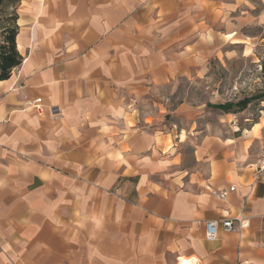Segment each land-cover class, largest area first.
Here are the masks:
<instances>
[{"label": "crops", "instance_id": "1", "mask_svg": "<svg viewBox=\"0 0 264 264\" xmlns=\"http://www.w3.org/2000/svg\"><path fill=\"white\" fill-rule=\"evenodd\" d=\"M247 5L20 2L21 64L0 81V264H264V125L182 136L144 113ZM225 218L208 241L204 222Z\"/></svg>", "mask_w": 264, "mask_h": 264}, {"label": "rangeland", "instance_id": "2", "mask_svg": "<svg viewBox=\"0 0 264 264\" xmlns=\"http://www.w3.org/2000/svg\"><path fill=\"white\" fill-rule=\"evenodd\" d=\"M249 20L232 21L229 30L245 45H232L238 39L221 36L208 49L206 61L198 66L197 74L178 77L157 89L144 105V113L152 117L162 131L185 133L211 131L221 133L249 128L253 123L264 125V100H253L245 109L235 107L230 113L209 105L237 103L244 98L262 96L264 92V0H249ZM20 3L0 0V45L14 24ZM224 33L228 30L222 29ZM227 38V39H226ZM229 38V40H228ZM234 41V42H233ZM153 101L159 103L154 105ZM178 107L183 109L177 114ZM190 116V117H189ZM184 134V135H183Z\"/></svg>", "mask_w": 264, "mask_h": 264}, {"label": "trees", "instance_id": "3", "mask_svg": "<svg viewBox=\"0 0 264 264\" xmlns=\"http://www.w3.org/2000/svg\"><path fill=\"white\" fill-rule=\"evenodd\" d=\"M14 2L20 3L22 0H13ZM17 17V16H16ZM11 30L6 34L5 41L0 45V81L9 78L13 68L21 64V57L19 56L16 45L15 37L17 33L16 19L14 18V24L10 28ZM262 96H254L251 98H244L237 103L226 102L224 104L209 105V107L222 111L224 113H230L235 107L240 110L246 108V106L253 100L262 98L264 100V92Z\"/></svg>", "mask_w": 264, "mask_h": 264}, {"label": "built area", "instance_id": "4", "mask_svg": "<svg viewBox=\"0 0 264 264\" xmlns=\"http://www.w3.org/2000/svg\"><path fill=\"white\" fill-rule=\"evenodd\" d=\"M25 108L32 109L38 116H41L44 113L43 112V100L41 98H36L33 101H29L25 104ZM50 111H51V114L54 116L55 109L52 108ZM232 190L233 188H230V191ZM226 194L227 192H218L217 197L223 198L226 196ZM235 220L239 221V219L237 218ZM217 225H221L223 230L227 232L233 230V220L232 219L225 218L221 221H215V220L206 221L204 222L203 226H204V231H205V238L208 241L215 240ZM239 227H241V224H239Z\"/></svg>", "mask_w": 264, "mask_h": 264}, {"label": "bare ground", "instance_id": "5", "mask_svg": "<svg viewBox=\"0 0 264 264\" xmlns=\"http://www.w3.org/2000/svg\"><path fill=\"white\" fill-rule=\"evenodd\" d=\"M234 42V41H233ZM182 263L181 264H191L190 262L186 261V260H182L181 261Z\"/></svg>", "mask_w": 264, "mask_h": 264}]
</instances>
